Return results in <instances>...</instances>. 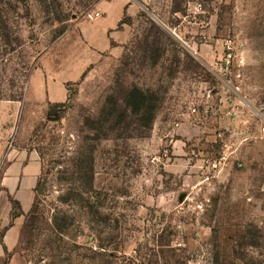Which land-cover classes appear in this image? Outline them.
<instances>
[{"label": "rangeland", "instance_id": "obj_1", "mask_svg": "<svg viewBox=\"0 0 264 264\" xmlns=\"http://www.w3.org/2000/svg\"><path fill=\"white\" fill-rule=\"evenodd\" d=\"M1 98L43 160L3 264H264V0H0Z\"/></svg>", "mask_w": 264, "mask_h": 264}, {"label": "crops", "instance_id": "obj_2", "mask_svg": "<svg viewBox=\"0 0 264 264\" xmlns=\"http://www.w3.org/2000/svg\"><path fill=\"white\" fill-rule=\"evenodd\" d=\"M18 100L0 99V264L15 225L32 208L39 192L43 160L15 125Z\"/></svg>", "mask_w": 264, "mask_h": 264}, {"label": "trees", "instance_id": "obj_3", "mask_svg": "<svg viewBox=\"0 0 264 264\" xmlns=\"http://www.w3.org/2000/svg\"><path fill=\"white\" fill-rule=\"evenodd\" d=\"M152 97V96H151ZM150 99L149 95L147 92H144V91H140L136 88H134L130 95L128 96V102L129 104H132V103H135V106L138 110L142 109L144 105H146V102H147V99ZM156 100V98H155ZM64 106V104L62 103H57L54 105V107H58V108H62ZM154 113L153 112H150L148 115V119H151L152 117H154L153 115ZM157 247H159V250L156 251L157 254L159 255V259H163V263L166 264L167 261L164 259H169L168 257H165L166 256V253H164V250L163 248L164 247H169L170 243L168 242H165L163 243L162 240H159V242L156 244ZM155 245V246H156ZM156 247H150L147 249V246H144V244H141L139 243L137 248L135 249V254H134V257H131V258H128V257H125L127 259V261L129 263H132V264H136V261H139V263L141 264H154V262L152 261V259H150L147 255H149L148 251L147 250H152L154 251ZM161 253V255H160ZM106 255L108 256L109 259H113L116 257V255L114 254L113 250H108V252L106 253ZM155 255V253H154ZM148 258V259H147ZM148 260L147 262L145 261ZM179 260H176L175 263L178 264Z\"/></svg>", "mask_w": 264, "mask_h": 264}, {"label": "built area", "instance_id": "obj_4", "mask_svg": "<svg viewBox=\"0 0 264 264\" xmlns=\"http://www.w3.org/2000/svg\"><path fill=\"white\" fill-rule=\"evenodd\" d=\"M200 7H201V4H198V6H197V9H199V10H200Z\"/></svg>", "mask_w": 264, "mask_h": 264}]
</instances>
